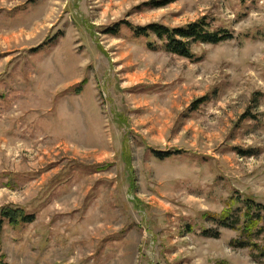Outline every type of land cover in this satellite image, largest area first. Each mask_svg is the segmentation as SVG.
I'll return each instance as SVG.
<instances>
[{
	"label": "rangeland",
	"instance_id": "1",
	"mask_svg": "<svg viewBox=\"0 0 264 264\" xmlns=\"http://www.w3.org/2000/svg\"><path fill=\"white\" fill-rule=\"evenodd\" d=\"M6 210L7 264H264V0H0Z\"/></svg>",
	"mask_w": 264,
	"mask_h": 264
},
{
	"label": "trees",
	"instance_id": "2",
	"mask_svg": "<svg viewBox=\"0 0 264 264\" xmlns=\"http://www.w3.org/2000/svg\"><path fill=\"white\" fill-rule=\"evenodd\" d=\"M127 27L129 29H132L135 36L138 37L148 38L150 35L155 36L159 41L163 43V49L166 52L185 59L193 58V55L191 53V46L193 44H218L230 38L229 36H227L226 32L210 31L208 25L205 23V20H201L197 23L188 25L184 29L173 31H170L167 28L159 25H150L142 28L132 26ZM112 32H114V30ZM158 157H161V155H158ZM227 215L228 214L225 213L221 217V219H225ZM262 220L263 219L259 215H257L256 217H249V221H251V226L257 225L258 222ZM32 221L33 218L31 216H27L22 211H2L0 212V235L2 233L4 224L16 226L21 223H31ZM224 221L225 220H223V222ZM246 229H250V226H247ZM248 234L250 235V233ZM0 264L7 263L0 260Z\"/></svg>",
	"mask_w": 264,
	"mask_h": 264
}]
</instances>
